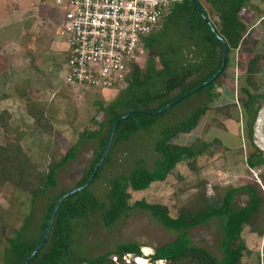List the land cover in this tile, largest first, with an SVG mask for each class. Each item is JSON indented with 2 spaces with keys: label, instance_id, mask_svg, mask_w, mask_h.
Masks as SVG:
<instances>
[{
  "label": "rangeland",
  "instance_id": "obj_1",
  "mask_svg": "<svg viewBox=\"0 0 264 264\" xmlns=\"http://www.w3.org/2000/svg\"><path fill=\"white\" fill-rule=\"evenodd\" d=\"M200 2L207 11L209 20L216 26L218 19L215 9L207 0ZM239 16L250 31V39L259 40L260 43L253 48V53L259 52L264 41V25L260 21L264 19V0H250ZM57 20L58 12L55 10L53 14L50 0H0V111L6 110L9 115L8 129L5 133H0V147H4L8 140L13 146H20L23 149L38 171L57 169L56 188H47L43 195L34 200L33 217L25 229L23 235L25 239L37 237L39 223L42 215L46 213L49 198L60 190L73 189L82 179L93 160L98 144L96 140L81 139L79 134L98 131L99 125L105 121V114L96 103L107 105L115 102L120 92V90L92 91L64 83L65 46L55 35ZM180 26L178 29L181 31L172 26L166 29L162 52H169L172 48L179 51L182 67L188 68L177 71L176 76H181L182 80L179 82L186 84L199 74L198 71L196 72L198 70L195 69L196 67L192 68L199 52L194 41H189L187 38L185 25L180 24ZM170 45L173 47L171 48ZM249 57L250 55L246 53L241 54L236 51L232 54L227 78L222 81L224 86L217 87L219 98L208 105L207 112L199 119L196 128L188 134H179L172 140L173 143L180 145H190L218 138L223 146H227L229 151L230 149L232 151L218 153L214 158L199 157L197 165L200 170L197 173L189 171L185 163H180L165 181L154 183L142 192L129 191L130 202L144 199L149 203H160L166 205L174 215L177 207L200 202L201 191L191 187L199 181H205L207 196L223 193L227 186L245 185L251 179L263 185L262 179L258 176L262 168L248 170L246 166L247 157L255 154L256 148H259L264 155L262 140L264 99L259 101L260 108L256 111L251 137L247 127L249 114L239 100L242 96L240 91L247 87L248 77L240 75L236 61L240 59L246 62ZM162 65L157 55L146 51L139 60L141 69L150 68L155 73L163 69ZM186 71H189L191 76L184 77ZM150 76L145 77L142 83L148 85ZM171 76L172 73L162 75L157 81L156 78L151 77V85L145 87L141 94L151 97L156 96L154 94L157 93L165 96L176 94L178 88L167 92L163 87V82L167 83V79L172 78ZM251 82L256 89L249 86L248 90L264 97V63L262 72L253 76ZM1 96H6L8 99L1 101ZM157 99L159 101L161 97ZM201 101L197 94L188 96L183 99L181 105L171 111V114L168 113L167 117L157 119L149 130L132 136L129 141L125 140L123 145L120 144L118 151L112 156L114 160L116 159L112 162L116 169L113 167L107 169L94 187L99 200L104 202L106 200L108 178L117 176V173H127L135 168L140 160H145L146 168H153L155 159L153 146L161 137V130L176 126L191 110L200 105ZM29 102L33 103V110L39 108V105L44 107L45 115L34 121L26 112ZM231 104H235V107L229 112L230 117L215 111L219 107ZM73 145L76 146L75 159L57 167L56 164ZM177 175L182 178L178 179ZM30 188L32 189L29 184ZM31 189L17 195L28 202ZM12 190V186L8 183L0 186V210H7L10 201L18 199L16 195H12L14 194ZM262 192L264 193V185ZM247 201L248 196L243 191L235 196L234 205L242 207ZM5 221L18 227V221H13L11 218H5ZM78 228L84 234L77 236V250L74 255L80 253L84 257H96L112 250L117 244L127 242L141 245L142 255L147 257L152 253L153 248L170 242L175 237V233L162 228L147 212L142 211L132 212L113 230L104 229L97 217L80 221ZM188 233L194 244L207 249L216 257L221 255L219 250L221 233L217 221L198 226ZM242 237L250 253L243 256L241 263L264 264L263 235L259 237L250 234L245 228ZM132 258L131 255H127L124 262H132ZM17 260L19 254L13 264H16ZM159 263L165 264L161 261L156 264ZM145 264H150L147 259Z\"/></svg>",
  "mask_w": 264,
  "mask_h": 264
},
{
  "label": "trees",
  "instance_id": "obj_2",
  "mask_svg": "<svg viewBox=\"0 0 264 264\" xmlns=\"http://www.w3.org/2000/svg\"><path fill=\"white\" fill-rule=\"evenodd\" d=\"M197 1L203 15L209 20L207 11L200 0ZM207 1L215 9L218 19L216 26L215 23L209 20L216 34L209 29L208 24L199 15L191 0H182L169 4L166 7L167 13L161 17L158 26L149 36L144 38L145 51L149 52V54L157 55L159 62L163 64V69L155 73L148 67V69L143 70L138 65L134 66L127 86L120 90L115 102H110L107 105L101 102L96 103L99 109L104 112L105 121L99 125L98 131L80 132L81 134H79L81 139L86 141L96 140L98 145L91 164L74 188L83 185L88 180L93 168L104 152L112 127L119 118L133 110L158 111L178 97L209 80L219 70L222 52L220 39L224 40L227 45L225 67L221 75L214 82L194 93L202 99L200 105L191 110L176 126H169L161 130V137L153 146L155 153L153 168H146L145 160H140L135 165L136 167L127 173H117V176L107 179L108 190L104 202L99 200L95 194L94 187L97 186V182L105 174L106 170L113 167L112 162H115L116 159L114 160L112 156L118 151L119 145H123L125 140L129 141L132 136L149 130L157 119L164 116L167 117L166 115L171 114V111L181 105L183 100L167 109L161 115L156 116L157 118L135 113L122 119L113 137L109 153L103 160L93 181L87 188L71 194L62 201L55 213L47 240L42 248L30 258L28 264H135L133 258H136V262L138 259H143L144 261L147 259L150 264H156L160 261L165 264H242L243 256L250 253L242 237L244 229L247 228L250 234H256L259 237L263 235L264 237V193L262 192V186L264 185V155L259 148H256L257 154L254 152L255 154L247 157L246 166L248 170L262 168L258 176L262 179L263 185L251 179L245 185L238 187L227 186L223 193L207 196L205 181H199L191 187L201 191L200 202L194 205L186 204L177 207L174 215L170 213L166 205L160 203H149L144 199L130 202L129 191L142 192L149 189L154 183L165 181L174 172L178 164L185 163L189 171L197 173L200 170L197 165L199 157L214 158L218 153L223 154L229 151V148L223 146L218 138L209 141H199L190 145H180L173 143L172 140L177 135L188 134L196 128L199 119L207 112L208 105L219 98L220 93L217 92V87L224 86L222 81L227 78L231 56L235 51L250 55L246 62L240 59L237 60L236 68L241 76L248 77L246 81L247 87L240 91L242 96L239 100L244 104L243 107L246 108L249 114L247 126L249 136L253 133L254 118L256 117V111L260 108L259 101L264 99V97L257 96L248 89L249 86L256 89L251 79L262 72L264 41L261 43V50L253 53V48L260 42L259 40L253 39L252 41L250 39V31L247 30V25L239 16L240 12L250 3V0ZM260 21L264 25V19L262 18ZM180 24L185 25L187 38L189 41H194L196 48H198L197 52H199L197 61L192 65V68L196 67L195 69H198L196 72L198 71L199 74L186 84L179 82L182 80L181 76H176L177 71L188 68L187 66L182 67L179 51L170 45L172 49L169 52H162L166 29L172 26L181 31V29H178ZM170 73L173 76H171L172 78L169 77V79L166 78L168 82H163V87L166 88L164 90L167 92L178 88L176 94L165 96L153 89L151 91L157 93L154 94L156 96L151 97V95L141 94L145 87L151 85V77L156 78L155 81H157L162 75H170ZM156 74L157 76H155ZM185 74L184 77L191 76L189 71H186ZM149 75H151L149 84H143L142 81ZM154 87L150 86V88ZM159 97L161 99L158 101L157 98ZM3 99H6V96H1V100ZM234 107L235 104L225 105L215 111L222 113L225 117H230L229 112ZM26 112L36 121L45 115V108L39 105V108L33 110V103L29 102ZM8 118L9 115L6 110L0 111V133H5L8 129ZM75 151L76 146H71L60 162L56 164L57 167L64 166L67 162L74 160ZM231 151L230 149L229 153ZM113 168L116 169V166L114 165ZM56 172L57 169L55 168H51L46 172L38 171L23 149L20 146H13L8 140L4 147H0V186L7 183L10 184L14 193L12 195L18 197V199L10 201L7 210H0V264H13L18 254L19 260H17L16 264H23L24 259L38 245L56 201L71 190H60L56 195L50 197L46 206V213L42 215L39 223L37 237L34 239L31 237L23 238L25 229L33 217L32 207L35 198L43 195L47 188H56ZM177 178L181 179L182 177L177 175ZM29 184L32 189L30 188L31 195L27 202L17 194L30 191ZM243 191L247 194L248 201L244 206L237 207L234 205V198ZM134 211L147 212L162 228L175 233L174 239L153 248L152 253L147 257L142 255V246L136 242L117 244L112 250L96 257H84L80 253L74 255L77 250V236L78 234H84L78 228L80 221L90 219V217H97L104 229L113 230ZM5 218L18 221V227H14L13 224H7ZM213 221L218 222L221 233L219 239L221 255L219 257L214 256L207 249L194 244L188 233L191 229L204 226ZM127 255L133 257L131 259L132 262H124V258Z\"/></svg>",
  "mask_w": 264,
  "mask_h": 264
},
{
  "label": "built area",
  "instance_id": "obj_3",
  "mask_svg": "<svg viewBox=\"0 0 264 264\" xmlns=\"http://www.w3.org/2000/svg\"><path fill=\"white\" fill-rule=\"evenodd\" d=\"M182 0H50L58 12L67 85L123 90L166 7Z\"/></svg>",
  "mask_w": 264,
  "mask_h": 264
},
{
  "label": "water",
  "instance_id": "obj_4",
  "mask_svg": "<svg viewBox=\"0 0 264 264\" xmlns=\"http://www.w3.org/2000/svg\"><path fill=\"white\" fill-rule=\"evenodd\" d=\"M191 2L193 3V5L195 6L196 10L198 11L199 15L204 19V21L208 24V27L209 29L214 33L216 34L212 24L210 23V21L203 15L202 13V10L200 8V5L198 3L197 0H191ZM221 43H222V52H221V66L219 68V70L209 79L207 80L206 82H204L203 84H201L200 86H197L196 88L192 89L191 91L183 94L182 96L178 97L177 99H175L174 101L170 102L169 104H167L166 106H164L163 108H161L160 110L158 111H155V112H145V111H138V110H133V111H130L128 112L125 116L119 118L113 125L112 127V130L108 136V139H107V142H106V146H105V149H104V152L102 154V156L100 157V159L97 161L95 167L93 168V171L92 173L90 174L88 180L81 186L79 187H75L71 190H69L68 192H66L63 196H61L55 203L51 213H50V216H49V219H48V222H47V226L39 240V243L38 245L36 246V248L30 253L28 254V256L24 259L23 261V264H28L30 258H32L41 248L42 246L44 245L45 241L47 240L48 238V235H49V232H50V229H51V226L53 224V220H54V217H55V213L56 211L58 210L60 204L62 203V201L70 196L71 194L75 193V192H79L85 188H87L91 182L93 181L94 177L96 176L103 160L105 159V157L107 156V154L109 153V150H110V147H111V143H112V140H113V137L116 133V130H117V127H118V124L119 122L132 115V114H135V113H141V114H145V115H148L150 117H155V116H158V115H161L162 113H164L167 109L171 108L172 106H174L175 104H177L178 102H180L181 100L185 99L186 97L194 94L195 92H197L198 90L206 87L207 85L211 84L212 82H214L222 73V71L224 70V67H225V53H226V49H227V45H226V42L222 39H220ZM263 139H264V126H263Z\"/></svg>",
  "mask_w": 264,
  "mask_h": 264
},
{
  "label": "bare ground",
  "instance_id": "obj_5",
  "mask_svg": "<svg viewBox=\"0 0 264 264\" xmlns=\"http://www.w3.org/2000/svg\"><path fill=\"white\" fill-rule=\"evenodd\" d=\"M137 262H138L139 264H145L146 261H144L143 259H138ZM159 264H160V263H159Z\"/></svg>",
  "mask_w": 264,
  "mask_h": 264
},
{
  "label": "clouds",
  "instance_id": "obj_6",
  "mask_svg": "<svg viewBox=\"0 0 264 264\" xmlns=\"http://www.w3.org/2000/svg\"><path fill=\"white\" fill-rule=\"evenodd\" d=\"M70 86V85H69ZM81 88H84V87H81ZM84 89H86V88H84ZM87 90H90V89H87ZM93 91V90H92ZM133 262L135 263V264H138L137 262H136V258H133Z\"/></svg>",
  "mask_w": 264,
  "mask_h": 264
},
{
  "label": "flooded vegetation",
  "instance_id": "obj_7",
  "mask_svg": "<svg viewBox=\"0 0 264 264\" xmlns=\"http://www.w3.org/2000/svg\"><path fill=\"white\" fill-rule=\"evenodd\" d=\"M264 126V125H263ZM262 140H263V131H262Z\"/></svg>",
  "mask_w": 264,
  "mask_h": 264
},
{
  "label": "crops",
  "instance_id": "obj_8",
  "mask_svg": "<svg viewBox=\"0 0 264 264\" xmlns=\"http://www.w3.org/2000/svg\"><path fill=\"white\" fill-rule=\"evenodd\" d=\"M6 99H8V98H6ZM3 100H5V99H3ZM3 100H1V101H3Z\"/></svg>",
  "mask_w": 264,
  "mask_h": 264
}]
</instances>
